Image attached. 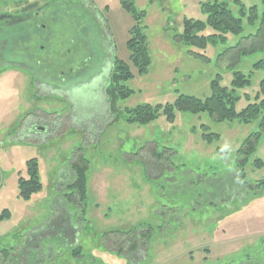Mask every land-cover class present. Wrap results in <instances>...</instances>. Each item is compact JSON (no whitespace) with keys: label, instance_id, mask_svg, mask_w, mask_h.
Returning a JSON list of instances; mask_svg holds the SVG:
<instances>
[{"label":"rangeland","instance_id":"1","mask_svg":"<svg viewBox=\"0 0 264 264\" xmlns=\"http://www.w3.org/2000/svg\"><path fill=\"white\" fill-rule=\"evenodd\" d=\"M58 1L3 0L0 14L15 20ZM212 1L227 3L235 16L234 1L245 8L259 4L258 0H133L145 12L139 24L149 51L147 74L139 76L131 68L133 78L122 85L133 93L122 100L112 94L110 77L102 71L110 98L96 99V87L91 96L80 91L77 98L82 111L103 105V117L81 119L75 129L62 126L67 125L61 112L67 101L37 96L29 76L0 68V212L9 213L0 221V264H264V189L246 195L240 190L236 199L225 196L234 186L230 179L236 180V152L258 131V120L246 125L237 120L218 123L207 114L175 113L172 121L161 115L145 126L125 121V109L139 105L171 104L180 94L205 99L216 75L222 76V86H228L235 71L251 75V85L244 91L254 95L264 77V52L241 56L231 66L234 59L227 49L239 37L208 47L206 59L189 54L199 50L178 41L183 20L204 21L201 4ZM79 3L75 8L84 15L74 19L85 33L88 49L63 56L69 43L68 36L60 37L67 27L64 20L59 27L46 24L54 36L39 56L49 59L43 66L49 74L40 79L62 86V92L70 80L61 84L57 73L68 70L69 64L78 82L101 70L100 52L102 56L108 52V63L111 55L127 62L129 30L135 25L121 0ZM12 43L19 48L21 41L13 38ZM224 52L227 58L223 61L222 55L219 61ZM85 58L89 62L81 73L79 65ZM259 61L263 64L253 70ZM247 104L241 99L236 109ZM58 115L62 116L56 119ZM52 122L58 127L24 132L26 124L40 128ZM204 133L219 139L207 144ZM156 152L163 153V159H157ZM79 157L87 166L83 202L69 188L75 177L72 165L79 163ZM32 159L42 188L23 200L18 197V178H27ZM255 160L263 166L255 168ZM243 173L249 185L264 180V134ZM148 228L155 232L140 241L136 236L142 235L136 234ZM130 231L135 233L128 237L145 244L132 254L124 250L133 243L124 234ZM122 241L123 250L117 251L115 246Z\"/></svg>","mask_w":264,"mask_h":264},{"label":"trees","instance_id":"2","mask_svg":"<svg viewBox=\"0 0 264 264\" xmlns=\"http://www.w3.org/2000/svg\"><path fill=\"white\" fill-rule=\"evenodd\" d=\"M258 1V5H253L249 8H245L239 1H234L235 5L238 6L237 16L233 14L227 3L212 1L201 4V11L205 15L204 21L184 19L178 41L187 47L199 50V54L191 51L189 54L200 59H206L207 57L204 53L208 47L217 46L218 44L224 45L239 37V40L234 42V46L227 49L228 52L232 53L231 55L234 59V61L231 60V66L237 64L241 56L264 52V0ZM121 6L131 16L135 25L129 30L127 62L113 58L109 86L114 87L112 94L123 100L130 97L133 93L124 84L122 85V83L133 78L131 68L139 76L146 75L150 65V58L147 40L139 24V21L145 17V12L139 11L135 7L133 0H121ZM245 28L248 31L246 35H244ZM6 39L5 35L0 36L1 46H4V40ZM228 52L219 55V61L222 55V60L224 61ZM262 64V61L254 64L253 70H257ZM251 74H253V71ZM221 81L222 76L216 75L209 85L210 95L205 99L180 94L171 104L155 106L144 104L132 109H125V121L130 125L145 126L154 122L161 115L168 121H172L175 113L207 114L218 123L237 120L240 124L246 125L258 120V131L244 139L236 152V180L233 182L230 179L234 186L232 190L229 187V194L225 195L229 199L234 198L236 195V199L240 190H246V195L248 192L258 193L259 190L264 189V180L249 185L243 173L244 167L256 149L259 138L264 134V77L259 81L252 97L244 91L251 85L250 74L244 75L238 71L233 72L228 86H222ZM241 99H244L248 104L244 108L237 110V104ZM202 139L207 144H211L213 141L218 140L219 136L204 133ZM220 154L222 155L221 151ZM156 158L163 159V153L156 152ZM253 165L255 168H261L263 162L255 160ZM72 169L75 175L74 182L68 187L75 190L78 201L83 202L87 198L85 177L87 166L84 164V160L79 157V163H73ZM17 184L18 197L23 200H29L33 194L41 190L42 185L38 176L37 163L34 159L28 162L27 178L19 177ZM225 193L223 190V194ZM70 199L74 200L73 197ZM8 218L9 213L6 210L0 212V221ZM153 232H155L154 229L148 228L143 234H136L142 236L136 237L140 238V241H145ZM131 233H135V231L124 234L128 237V234ZM136 237L129 236L127 238V240H130L129 242L132 241L133 243L124 248V250H127L126 252L132 254L145 246L143 242H137ZM120 243L121 245L115 246L117 251L123 250L122 244H124V241Z\"/></svg>","mask_w":264,"mask_h":264},{"label":"flooded vegetation","instance_id":"3","mask_svg":"<svg viewBox=\"0 0 264 264\" xmlns=\"http://www.w3.org/2000/svg\"><path fill=\"white\" fill-rule=\"evenodd\" d=\"M77 3L80 4L81 2L79 3V1H77ZM77 3L74 0H60L56 3L50 4L49 6H44L42 9L40 8L39 11H35L34 13H25L20 18H15V20H13L14 18L8 16L7 14H0V34L5 35L7 37V39L4 40V46H1L0 49V55H2V57H0V62L3 61L5 63L4 65L2 64L0 68L18 69V72H22L25 75L29 76L34 89L37 91V93H40V95L37 94V96H60L65 101H67V108L61 111L62 115L65 116L64 119L67 120L66 126L64 122L62 123L64 129L69 127L75 129L74 126L76 127L77 122L79 123L81 119H84L86 121L93 118L101 120L103 117V111L101 108V106L103 105H95V110L92 108V106H87L89 109L88 111L81 110L79 106L80 101L77 98L80 91L91 96V90L96 87L94 89V97L96 99L99 97V101L101 102L104 96H106V98H110L107 93L108 90H106V88H108V85L104 80L105 77H103V75L101 74L102 71H104L105 76L109 78L110 73L112 71L113 57L112 55L110 56L111 60L110 63H108L109 61L107 60V51L104 52L105 54H103V56L102 53L99 51L100 57H98L100 59L99 62H101V70H98L95 75L89 76L88 80H80L77 82V75L73 72L71 68L72 64L68 65L70 67L68 70L59 71V73H57V78L59 79L61 84H64L65 81H67L68 79L70 80V83L68 84L67 88L64 89L63 92L61 91L62 86H59L58 84H50L45 82V80L43 81V79H40V77L45 78L49 74L47 70L43 69V66L48 65L49 59L47 56L40 59L39 56L45 51V46H49V42L54 36L53 31H51L50 27L46 24L52 25L53 27H59L64 24V20L67 22V27L64 26L63 32L60 35L61 39H64L68 36L69 40V43L66 44V46L64 47L67 50H65L63 56L70 55L72 50L76 52L88 49L87 43L85 41V33H83V31H80L79 28H81V26L80 24L75 22L74 19L77 15L79 17L83 16L82 9L80 8V6L79 8L81 10L79 9L77 11L75 8L78 5ZM79 22L82 24V21ZM13 27H16V34L15 32H12ZM69 28H71L72 34ZM13 38H15L18 42L21 41L19 48H17V46L15 48L13 47ZM41 51L43 52L41 53ZM88 60V58H85L84 61H82L83 63L79 65L81 73L84 69L87 68L85 64H88ZM69 63L71 62L69 61ZM51 72L53 73L52 70ZM103 82L104 89L102 88ZM102 94L103 97H101ZM37 96L36 94H34L33 97ZM106 108L108 109V107ZM104 113L107 115V112L104 111ZM62 115L56 116V119L61 117ZM86 121H83L84 125H86ZM81 124L82 123H80V125ZM57 127V123L54 124L53 122L47 123L45 127L40 128L34 127L33 124H30L29 126L26 124L24 126V132L25 134H30L31 132H34L36 130L44 131L45 129L51 130ZM85 127L86 126H84V131Z\"/></svg>","mask_w":264,"mask_h":264}]
</instances>
